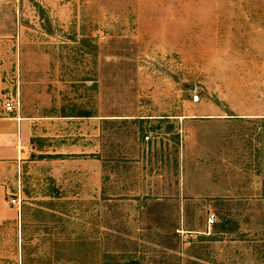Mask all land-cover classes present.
I'll return each mask as SVG.
<instances>
[{
  "label": "rangeland",
  "instance_id": "374dc122",
  "mask_svg": "<svg viewBox=\"0 0 264 264\" xmlns=\"http://www.w3.org/2000/svg\"><path fill=\"white\" fill-rule=\"evenodd\" d=\"M0 80V264H264V0H0Z\"/></svg>",
  "mask_w": 264,
  "mask_h": 264
},
{
  "label": "crops",
  "instance_id": "0c3cea01",
  "mask_svg": "<svg viewBox=\"0 0 264 264\" xmlns=\"http://www.w3.org/2000/svg\"><path fill=\"white\" fill-rule=\"evenodd\" d=\"M2 91L3 83L0 80V100L4 96ZM33 119L21 113L19 104L18 110L12 113H5L0 105V224L6 221L4 215L9 210L5 201L6 183L13 174L14 164L31 150V143L35 138L45 143L50 141L47 140L48 138L54 136L45 121H39V127L36 130L33 127L35 124ZM39 154L43 157H55L58 152L40 151Z\"/></svg>",
  "mask_w": 264,
  "mask_h": 264
},
{
  "label": "built area",
  "instance_id": "2783aa9c",
  "mask_svg": "<svg viewBox=\"0 0 264 264\" xmlns=\"http://www.w3.org/2000/svg\"><path fill=\"white\" fill-rule=\"evenodd\" d=\"M191 100H192V102H197V100H198L197 95H195V94L192 95ZM0 105H1V109L5 113H12V112L18 110L17 101H12V100H9L8 98H5L3 101H1ZM206 222H207L208 225H210L213 222L212 217L208 216L207 219H206Z\"/></svg>",
  "mask_w": 264,
  "mask_h": 264
},
{
  "label": "trees",
  "instance_id": "16d2710c",
  "mask_svg": "<svg viewBox=\"0 0 264 264\" xmlns=\"http://www.w3.org/2000/svg\"><path fill=\"white\" fill-rule=\"evenodd\" d=\"M263 120H264V118H263Z\"/></svg>",
  "mask_w": 264,
  "mask_h": 264
}]
</instances>
